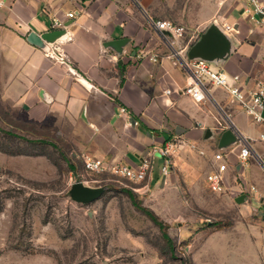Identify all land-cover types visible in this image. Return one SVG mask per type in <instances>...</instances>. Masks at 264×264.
I'll use <instances>...</instances> for the list:
<instances>
[{
  "label": "crops",
  "instance_id": "0c3cea01",
  "mask_svg": "<svg viewBox=\"0 0 264 264\" xmlns=\"http://www.w3.org/2000/svg\"><path fill=\"white\" fill-rule=\"evenodd\" d=\"M3 1L0 86L4 99L30 124L47 134L70 135L82 159L102 158L110 165L137 167L151 148L180 137L183 153L174 159L172 170L180 163L189 170L196 161L208 175L217 167L214 153L222 151L228 166L223 193L234 199L242 194L258 198L264 209V126L231 103L220 87H212L207 100L195 103L183 93L188 74L181 64L205 60L213 69L240 75L247 90L264 80V22L254 2ZM258 2L264 6V0ZM158 20L184 25L187 31L173 42L154 26ZM67 22L68 35L49 52L27 40L32 31L41 34ZM121 38L127 39L121 52L106 45ZM62 52L71 66L58 61ZM228 118L230 128L219 125L218 120ZM227 129L245 136L256 155L241 161L235 142L219 147ZM185 160H190L187 166ZM162 163L157 157L149 185L161 178Z\"/></svg>",
  "mask_w": 264,
  "mask_h": 264
},
{
  "label": "rangeland",
  "instance_id": "374dc122",
  "mask_svg": "<svg viewBox=\"0 0 264 264\" xmlns=\"http://www.w3.org/2000/svg\"><path fill=\"white\" fill-rule=\"evenodd\" d=\"M33 126L0 86V264H264L258 198L237 203L211 191L196 161L149 186L88 171L70 135ZM182 153L178 147L173 158ZM77 181L106 191L92 203L75 202L69 190ZM125 189L169 225L173 250Z\"/></svg>",
  "mask_w": 264,
  "mask_h": 264
},
{
  "label": "built area",
  "instance_id": "2783aa9c",
  "mask_svg": "<svg viewBox=\"0 0 264 264\" xmlns=\"http://www.w3.org/2000/svg\"><path fill=\"white\" fill-rule=\"evenodd\" d=\"M255 3V12L262 16L261 22H264V6L258 0H250ZM4 6V1L0 0V7ZM69 16H73L72 13ZM56 26L62 25L60 22ZM154 26L165 36L171 38L174 42L183 37L187 31L184 25L175 24L170 20L154 21ZM157 57L155 56L154 60ZM58 61L61 64L71 66V60L65 52L58 54ZM183 68L188 74V83L183 89V93L190 96L195 103H201L210 97L212 87L222 88L229 96L230 102L237 104L245 111L255 123L264 126V80L257 82L253 89L247 90L240 84V75H229L224 70L213 69L205 60L181 61ZM167 94H171V89H166ZM125 109H123L124 111ZM230 118L221 121L220 126L230 128ZM260 140L264 142V133ZM236 145L239 147L238 157L241 161H247L249 157L256 155L253 152L251 143L242 134L236 133ZM184 141L180 137L168 140L166 144L154 146L146 155L143 156L141 164L132 167L124 164H107L102 158L85 156L83 158L84 167L92 172L110 171L123 176L133 183L148 182V177L153 171L157 157L163 159L160 172L162 176H168L172 171L174 164V153L178 147H182ZM214 160L217 163L215 170L210 172L207 177V184L211 191L222 193L225 191V176L228 169L226 154L222 151L214 153ZM149 186V182L146 183ZM254 190V187L252 188Z\"/></svg>",
  "mask_w": 264,
  "mask_h": 264
},
{
  "label": "water",
  "instance_id": "95a60500",
  "mask_svg": "<svg viewBox=\"0 0 264 264\" xmlns=\"http://www.w3.org/2000/svg\"><path fill=\"white\" fill-rule=\"evenodd\" d=\"M71 22H67L63 25L62 28H57L53 30H49L38 34L34 31L30 32L27 40L33 44L43 49L45 52H49L51 50V45L56 42L64 39L68 35L67 27ZM211 32V30H210ZM127 43V39L121 38L107 42V46L113 47L118 52H121L123 46ZM236 141V133L233 129H227L222 133L220 138L219 147H225ZM106 191V188L103 186L92 187L86 185L83 181L74 182L71 185L69 190L70 197L72 200L78 203L89 204L96 200H98L103 193ZM249 197L247 194H242L238 196L235 201L237 203H245L248 202Z\"/></svg>",
  "mask_w": 264,
  "mask_h": 264
},
{
  "label": "trees",
  "instance_id": "16d2710c",
  "mask_svg": "<svg viewBox=\"0 0 264 264\" xmlns=\"http://www.w3.org/2000/svg\"><path fill=\"white\" fill-rule=\"evenodd\" d=\"M6 133L10 134L11 132H8L7 131ZM125 192L130 197V199L133 202V204L135 205V207L139 211L143 212L149 219L152 220V222L156 226L159 227V229H160V231H161V233L163 235V238H164L165 242L168 244V246L170 247V249L173 250L174 249V245H173L172 239H171V237H170V235L168 233V227H169V225L166 222H164L155 211H153L149 207L143 205V201L140 200L138 198V196L132 190L125 189ZM231 226H232V223L231 222H225V223L219 222L217 227L218 228H224V227H231Z\"/></svg>",
  "mask_w": 264,
  "mask_h": 264
}]
</instances>
